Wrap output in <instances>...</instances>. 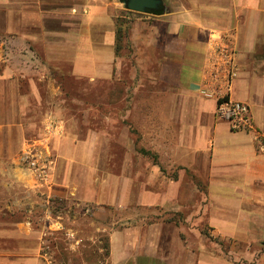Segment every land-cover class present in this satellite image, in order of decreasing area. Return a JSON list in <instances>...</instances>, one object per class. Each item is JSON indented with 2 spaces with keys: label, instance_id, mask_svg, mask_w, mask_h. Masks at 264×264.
Returning a JSON list of instances; mask_svg holds the SVG:
<instances>
[{
  "label": "crops",
  "instance_id": "crops-1",
  "mask_svg": "<svg viewBox=\"0 0 264 264\" xmlns=\"http://www.w3.org/2000/svg\"><path fill=\"white\" fill-rule=\"evenodd\" d=\"M165 9L132 23L125 43L155 67L146 71L163 89H179L190 100L159 103L161 136L174 129L173 144L161 142L169 172L150 160L137 201L182 215L178 222L112 229L108 264H264V147L255 131H233L218 116L225 89L203 91L208 79L224 83L211 61L214 39L227 37L236 50L229 97L249 105L264 134V0H165ZM121 14L118 0H0V264H49L38 227L45 219L37 214L42 206L50 218L46 195L117 210L133 201L134 182L115 175L110 195L109 183H97L99 132L85 116L67 118L63 100L67 72L80 84L125 75L123 44L117 53ZM48 113L65 122L52 143L58 167L50 188L20 162ZM74 120L81 128L71 126Z\"/></svg>",
  "mask_w": 264,
  "mask_h": 264
},
{
  "label": "rangeland",
  "instance_id": "rangeland-1",
  "mask_svg": "<svg viewBox=\"0 0 264 264\" xmlns=\"http://www.w3.org/2000/svg\"><path fill=\"white\" fill-rule=\"evenodd\" d=\"M118 1L122 13L131 22V27L136 20L147 16L125 12L128 10L122 0ZM154 17L156 16H152L153 19ZM125 41L126 39L122 44L126 48L124 52L129 56L130 63L128 59L124 61L125 75L121 76L120 82L111 79L80 84L67 72L63 100L65 99L67 118L74 116L79 119L85 116L84 119L86 118L89 125L99 132L96 137L99 146L96 158L97 183H109L107 194L110 195L115 175H119L122 183L126 185L134 182L133 201L126 208L117 210L107 203L99 206L79 204L75 199L67 198V195H46L50 199L48 209L51 216L63 225L62 230H56V226L50 228L52 220H46V208L39 206L41 211H37V214L45 219L38 223V227L44 232L42 252L43 255L48 253L53 264H108L109 256L105 254L104 247L109 244V233L112 229L144 226L162 220L178 222L182 215L160 209L150 210L139 205L137 200L144 189V181L150 174L147 169L150 160L159 163L166 175L169 172L161 163L160 154L165 153L161 142L172 145L174 129L170 126L161 136L165 127L162 126L160 110L157 109L159 103L182 101V98L189 101L190 96L186 98L187 95L179 89H163L159 78L150 77L146 71L155 67L149 62L143 64L137 51ZM130 68L134 71L132 76L129 73ZM167 112L170 113L171 110ZM71 124L81 128L78 121L74 120ZM71 126L68 125V128ZM149 149L153 154L148 156ZM172 171L169 176L174 177ZM61 176L62 174L60 178ZM203 233L208 232L205 229ZM185 240L187 241L186 237ZM193 240L191 242L195 243V239ZM198 243L200 244L199 240ZM200 245L209 246L208 243Z\"/></svg>",
  "mask_w": 264,
  "mask_h": 264
},
{
  "label": "built area",
  "instance_id": "built-area-1",
  "mask_svg": "<svg viewBox=\"0 0 264 264\" xmlns=\"http://www.w3.org/2000/svg\"><path fill=\"white\" fill-rule=\"evenodd\" d=\"M212 49L214 60L211 63H214L212 68L215 71L214 76H216V72H223L224 83L220 87V84L217 85V79H208L204 84L203 91L211 96L214 94L215 89H225L224 93H221L222 95L218 98V116L228 121L233 131H255L258 134V140L264 147V134L256 131L249 105L241 101L231 100L229 97L233 89L232 81L236 76V50L230 40L222 36L214 39ZM64 133V119L54 113H48L43 120L42 135L38 139L28 141L21 152V164L42 187L50 188L54 184L58 157L52 148V143L61 138ZM49 216L52 220L50 228L56 226V230H62L63 225L56 221L51 213ZM44 257L49 264H53L47 252Z\"/></svg>",
  "mask_w": 264,
  "mask_h": 264
},
{
  "label": "water",
  "instance_id": "water-1",
  "mask_svg": "<svg viewBox=\"0 0 264 264\" xmlns=\"http://www.w3.org/2000/svg\"><path fill=\"white\" fill-rule=\"evenodd\" d=\"M122 3L128 11L136 13L162 15L166 11L165 0H122Z\"/></svg>",
  "mask_w": 264,
  "mask_h": 264
},
{
  "label": "trees",
  "instance_id": "trees-1",
  "mask_svg": "<svg viewBox=\"0 0 264 264\" xmlns=\"http://www.w3.org/2000/svg\"><path fill=\"white\" fill-rule=\"evenodd\" d=\"M125 12H131V11H125ZM131 13L135 14V12H131ZM130 24L131 22L128 19H126L125 13H122L121 16L117 19V53L121 49L122 43L129 35V31L131 29ZM104 250H105V254L109 256L110 245L106 244Z\"/></svg>",
  "mask_w": 264,
  "mask_h": 264
}]
</instances>
